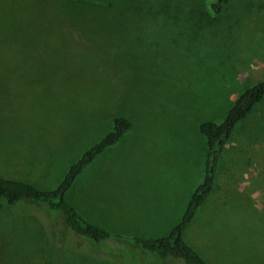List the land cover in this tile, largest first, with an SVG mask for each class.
I'll list each match as a JSON object with an SVG mask.
<instances>
[{"label":"rangeland","instance_id":"obj_1","mask_svg":"<svg viewBox=\"0 0 264 264\" xmlns=\"http://www.w3.org/2000/svg\"><path fill=\"white\" fill-rule=\"evenodd\" d=\"M211 1L0 0L2 178L54 189L112 118L131 124L65 195L111 237L96 243L19 202L0 211V264H183L128 240L177 224L204 175L198 125L264 80V0H228L218 15ZM33 210L40 227L15 217ZM189 226L207 264H264V98L225 141Z\"/></svg>","mask_w":264,"mask_h":264},{"label":"trees","instance_id":"obj_2","mask_svg":"<svg viewBox=\"0 0 264 264\" xmlns=\"http://www.w3.org/2000/svg\"><path fill=\"white\" fill-rule=\"evenodd\" d=\"M64 2L72 0H60ZM228 0H212L210 10L218 15ZM154 13V12H153ZM157 19L163 17L160 14ZM264 98V80L243 89L232 102L219 123L209 121L198 125V132L206 142L204 175L201 183L191 193L185 209L167 235L157 239L131 238L133 246L156 255L162 261L179 260L183 264H207L184 240V234L197 211L211 195L217 170V163L224 148L225 141L232 134L236 125L249 111ZM131 129L130 121L123 116L112 118L110 130L98 142L88 148L72 165H70L59 184L51 190H40L29 183L5 179L0 176V211L19 202L40 204L43 211L54 217L60 215L67 230L96 243L104 242L111 236L85 220L66 200V193L83 169L97 158L105 149L114 146ZM119 239V237H118Z\"/></svg>","mask_w":264,"mask_h":264},{"label":"crops","instance_id":"obj_3","mask_svg":"<svg viewBox=\"0 0 264 264\" xmlns=\"http://www.w3.org/2000/svg\"><path fill=\"white\" fill-rule=\"evenodd\" d=\"M129 132V131H128ZM128 132L126 133V134H124L123 136H122V138L118 141V143L117 144H119V143H122L126 138H127V136H128ZM103 136V135H102ZM101 136V137H102ZM101 137H99V139L101 138ZM98 139V140H99ZM93 144H91V146H92ZM90 146V147H91ZM118 145H115L114 147H112V150L113 149H115L116 147H117ZM89 147V148H90ZM108 151H110V150H107V152ZM106 153V152H105ZM7 179H11V180H18V179H16V178H14V177H11V178H7ZM19 181H21V180H19ZM22 182H26V183H29L28 181H22ZM70 190V189H69ZM68 190V191H69ZM67 191V192H68ZM34 209V208H33ZM36 210H33L32 212L34 213H20V214H18V215H16L15 217H19V218H21V219H24L25 221H28V220H31V221H33V222H37V223H39L40 222V214H39V210H37V212H35ZM48 217V216H47ZM49 218V217H48ZM55 220H57L56 218H55ZM39 227H40V223H39ZM190 227V226H189ZM188 227V228H189ZM188 228H187V230L185 231V234H186V232L188 231ZM163 236H165V235H163ZM161 238V237H160ZM157 239V238H156ZM47 255H49V253H47ZM36 264H39V260H37V263Z\"/></svg>","mask_w":264,"mask_h":264}]
</instances>
